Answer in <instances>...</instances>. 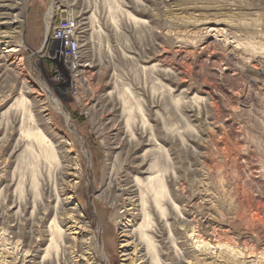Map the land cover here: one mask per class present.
I'll list each match as a JSON object with an SVG mask.
<instances>
[{"label":"rangeland","instance_id":"obj_1","mask_svg":"<svg viewBox=\"0 0 264 264\" xmlns=\"http://www.w3.org/2000/svg\"><path fill=\"white\" fill-rule=\"evenodd\" d=\"M49 11L75 20L79 56L46 40ZM21 94L55 160L17 147ZM146 151L187 252L157 213L165 264H264V0H0V264H140L124 184Z\"/></svg>","mask_w":264,"mask_h":264},{"label":"bare ground","instance_id":"obj_2","mask_svg":"<svg viewBox=\"0 0 264 264\" xmlns=\"http://www.w3.org/2000/svg\"><path fill=\"white\" fill-rule=\"evenodd\" d=\"M4 6H6V5H4ZM49 13H50V11L46 14V27H47L46 34H48V32L51 28L50 22H49L50 18L48 16ZM92 19H93V21H95V23L98 20V19H96L95 15L92 16ZM14 22H18V21H14ZM97 32H100V30H98ZM80 45H81V42L79 41V51H77L75 56H79V54L81 53L80 52V49H81ZM75 56H72V57H75ZM16 100H17L16 101V106H17L16 108L18 109V110L17 109L16 110L19 112V116L17 113V116H15L14 120L20 121V126H19L20 135L18 138V143H17L18 146L17 147L21 148L23 146L24 150L25 149L31 150V147L36 143L39 146L38 145L36 146V144H35V146L38 148L40 147L41 152L43 154H45L47 157H49L51 159L54 158V160H55L58 156L59 151L57 150V148L53 144V142H51V140H49L47 138V135L42 130H40L37 126L34 125V123H33V116L34 115L32 114V111H31L30 106H29L30 104L26 100V97L23 94H21L20 98L16 99ZM26 101H27V104H26ZM127 104H128V102H127ZM126 107H125V109H126L125 111L129 110V108L128 107L126 108ZM9 109L12 110V108H10V107H9ZM130 117H128V118H130ZM128 121H129V119H128ZM129 124H130V122H129ZM154 137H155V135H154ZM34 139L37 140V142H35ZM153 139H156V138H153ZM153 139L151 138L152 141H153ZM138 141H140V140H138ZM154 145H157V144H154ZM157 147H158V145H157ZM158 148L160 149V147H158ZM161 148H162V146H161ZM150 151H152V150H150ZM158 155H159V153H158ZM147 156H148V151H146L144 153V155L142 154V158H141L142 161L140 160L141 162L139 161L140 163H138V165L135 166L136 170H135L134 175H133L134 178L130 179L125 184L123 183L124 186L127 187L126 191L128 193H132V194L135 193V195L137 196V199H135V203H133V204L135 206H137L138 216L141 217V220H140L141 222L137 226L132 228L130 231L132 238H135V241L137 240V246H139L138 253L140 255H139V258L137 260L141 261L140 264H165L164 262L166 259L163 256V254H164L163 249L165 246L162 243V241H164V240L162 239L163 236L161 235L162 231H160L162 228L160 226L162 221L160 223H158V222L156 223V215H157V213H159L160 217L163 220V223L165 224V227H167L168 232H169V236L167 237V240H168L167 243H169V245L171 244V247L170 246L169 247L173 251V257L177 261L176 263H179L182 261V256L183 257L186 256L187 252H185L183 249H182V252H180V249H179L178 243H177V238H175L176 234L174 231V227H172L171 223L169 222L170 213L167 212L166 207H165L166 203L163 201L164 198H166V192H167V188H166L167 186H166V184L164 182V178H163L164 175L162 174L163 172L162 173L160 172L161 168H159L160 166L158 164V161L155 160V159H157V157L156 158L152 157L153 159L150 162L148 168L144 169V167H143L145 165L144 161L147 159ZM148 161H150V160H148ZM62 168H65V167L63 166ZM62 168H61L62 173L60 172L61 175H63V173H64L63 172L64 169H62ZM120 178L121 177H118L119 183H121ZM119 183H117V184H119ZM33 184H34V189H35L34 195H36L37 186L39 185L38 179L36 176H33V178H32V185ZM113 187H114L113 180H110L106 186V190L111 191L113 189ZM54 188H55L54 197H56V199H57V205H56L57 211H58V213H61V209H63V208H61V206L63 205L64 202L62 201V199L60 197L61 193L57 191V186H55ZM118 196L119 195L116 194V198ZM167 198H169L168 195H167ZM168 203L172 204V200H169V202H167V204ZM173 206H175V204H173ZM74 210H75V208H74ZM74 210H73V212H74ZM58 217H57V215H55V218H53V220L51 222L52 223L51 227L49 226L51 228V229L49 228L51 231L50 232L51 239H50V244L46 250V257L49 256V257H51L50 259H52L51 251H54V252L56 251L55 253H57V254L60 251L62 253V256H63L66 254V249H67L66 246H67V240L69 238V235L62 229V227H61L62 225H61L60 221L58 220ZM76 219H77V217H76ZM78 220H80V219H77V221ZM165 241H166V239H165ZM82 242L83 241H81V243L77 242V244H76L77 246H79L80 250L83 249L82 248ZM55 259H56V257H55ZM64 260H66V261L62 260L63 262L62 263L60 262V263L61 264H63V263L67 264V258H64ZM52 261L53 260H51L50 262L52 263ZM129 263L131 264V262H129Z\"/></svg>","mask_w":264,"mask_h":264},{"label":"built area","instance_id":"obj_3","mask_svg":"<svg viewBox=\"0 0 264 264\" xmlns=\"http://www.w3.org/2000/svg\"><path fill=\"white\" fill-rule=\"evenodd\" d=\"M75 23L73 18H61L52 24L51 33L46 34L47 41L51 37L55 42H64L69 57L75 56L79 51L78 29Z\"/></svg>","mask_w":264,"mask_h":264}]
</instances>
